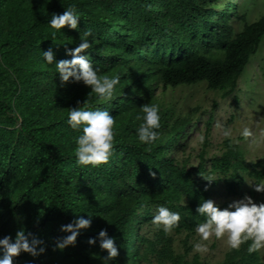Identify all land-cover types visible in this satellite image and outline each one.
Wrapping results in <instances>:
<instances>
[{
	"label": "trees",
	"instance_id": "1",
	"mask_svg": "<svg viewBox=\"0 0 264 264\" xmlns=\"http://www.w3.org/2000/svg\"><path fill=\"white\" fill-rule=\"evenodd\" d=\"M255 1L0 0V238H14L23 227L43 239L45 248L36 257L22 251L13 264H102L106 251L87 243L101 228L118 247L110 264H210L190 253L191 240L204 219L196 207L217 181L205 179L204 156L193 169L178 154L194 115L176 114L161 98L202 82L223 97L237 91L264 37V16L249 20ZM69 5L81 14L78 29L65 25L53 38L47 21ZM85 28L92 31L85 52L93 66L100 74L120 75L107 102H98L82 82L61 86L55 61L42 59L49 47L55 59L70 58L65 46L75 47ZM143 104L160 110L159 135L149 146L135 135ZM76 106L107 109L115 117L108 163H75L79 132L65 120ZM212 120L211 114L205 138ZM210 164L211 173L228 176L230 194L243 190L247 178L264 180V164H247L231 141ZM157 205L180 214L168 234L151 223ZM86 214L93 216L90 227L74 245L57 249V239L67 235L60 226ZM248 243L228 250L219 264H264L260 250L248 253Z\"/></svg>",
	"mask_w": 264,
	"mask_h": 264
},
{
	"label": "clouds",
	"instance_id": "2",
	"mask_svg": "<svg viewBox=\"0 0 264 264\" xmlns=\"http://www.w3.org/2000/svg\"><path fill=\"white\" fill-rule=\"evenodd\" d=\"M81 14L75 5H69L62 13H52L47 24L51 30V36L56 37L57 33L66 25L69 29H78V21ZM92 35L89 28L79 32L80 42L73 48L65 46L67 59H55L53 49L41 51L45 64L51 65L55 61V71L59 76L61 86L68 82H82L90 88L89 94H94L98 102H107L114 97L116 86L120 84V75L100 74L99 67H94L88 58L85 50L92 47L88 39ZM77 101V105H80ZM142 116L137 115L136 119L141 122L135 128V135L141 144L151 145L158 137L160 128V110L157 104H143L141 106ZM67 126L77 130L79 134L74 137L75 163L80 166L99 167L108 163L113 154L114 147V125L115 117L107 109H89L83 107H69ZM222 129L224 138L232 137L230 127L218 124ZM241 138L247 139L252 133L248 127H243L239 133ZM205 137L200 136L201 143ZM213 181L211 178H205ZM254 191L264 193V180L256 182L245 181ZM196 213L204 217L203 221L196 224L195 233L199 239L192 244L195 253L208 251L211 240H223L229 251L238 250L242 244L250 241L247 246L248 253L256 252L264 248V201L255 202L254 199L245 194L240 199L232 200L227 207L220 208L211 198L200 199L196 207ZM92 215H78L67 224L60 226V231L67 235L58 238L55 247L63 250L69 245H74L77 236L83 229L90 227ZM181 217L179 212L172 211L165 205H157L151 217L152 225L165 234L170 233ZM89 245L97 244L101 251H106L105 256L99 257L102 264H110L118 253L114 237L109 236L105 228H101L95 237H89ZM44 241L32 233H25L21 227L15 233V237L8 235L0 238V264H13L14 257L20 252H26L33 257L45 251ZM31 264V262H29Z\"/></svg>",
	"mask_w": 264,
	"mask_h": 264
},
{
	"label": "rangeland",
	"instance_id": "3",
	"mask_svg": "<svg viewBox=\"0 0 264 264\" xmlns=\"http://www.w3.org/2000/svg\"><path fill=\"white\" fill-rule=\"evenodd\" d=\"M255 3L249 7L250 22L264 16V0H256ZM161 102L166 107H171L176 114L194 115V121L184 140L187 145L183 150L180 149L178 154L188 157V166L193 169L201 163V157L204 156L206 176L217 181V185L209 190V198L213 199L220 208L227 207L230 201L240 199L245 194L251 196L255 202L264 201V193L254 191L247 183L243 186V190L238 189V194L228 193L226 186L228 176L219 172L211 173L210 164L211 158L221 156L226 151L227 141L238 145L247 164L252 165L257 162L264 164V37L257 53L252 56L239 78L237 91L232 95L223 97L220 91L210 90L207 84L202 82L194 86H180L169 90L161 98ZM211 114L213 120L209 135L201 143L200 136L205 137L206 122ZM218 124L230 127L232 137L224 138ZM243 127H248L252 133L247 139L239 135ZM247 181L253 182L249 178ZM241 191L244 192L243 196L240 195ZM144 229L147 231L148 227L144 226ZM198 239V235L195 234L191 244ZM227 251L223 240L213 238L207 252L195 253L191 250L190 253L200 254L210 264H219ZM260 252L264 257V248L260 249Z\"/></svg>",
	"mask_w": 264,
	"mask_h": 264
}]
</instances>
